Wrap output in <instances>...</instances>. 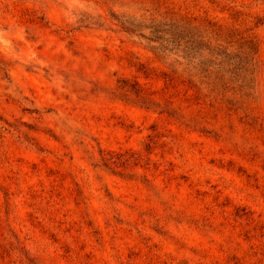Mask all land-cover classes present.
I'll list each match as a JSON object with an SVG mask.
<instances>
[{
	"label": "rangeland",
	"instance_id": "374dc122",
	"mask_svg": "<svg viewBox=\"0 0 264 264\" xmlns=\"http://www.w3.org/2000/svg\"><path fill=\"white\" fill-rule=\"evenodd\" d=\"M0 264H264V0H0Z\"/></svg>",
	"mask_w": 264,
	"mask_h": 264
},
{
	"label": "trees",
	"instance_id": "16d2710c",
	"mask_svg": "<svg viewBox=\"0 0 264 264\" xmlns=\"http://www.w3.org/2000/svg\"><path fill=\"white\" fill-rule=\"evenodd\" d=\"M121 27L124 31H126L129 34H139V36H144L143 31H149L155 38L156 41H163L167 44H172L175 46V48H182L183 59L186 62V68H194L195 60L197 59L196 56H194V48L191 47L192 44H196V46H199L200 44V38L201 35H198L199 32H197V29L195 26L192 25L189 21H174L170 23H155L151 24L150 26L142 25L140 22H138L136 19H126L120 22ZM192 34L196 35L198 37L197 40H194L192 42ZM167 37V38H166ZM153 41V40H152ZM203 51H206L203 50ZM207 54H202L201 57H206L207 55L214 57V55H220L219 53L215 52V50L207 49ZM205 60H208L205 58ZM199 64H204L205 61H200ZM224 61L216 64L218 70L217 74L220 72L219 69L222 67V63ZM181 64V63H180ZM207 72V70L201 69V73Z\"/></svg>",
	"mask_w": 264,
	"mask_h": 264
},
{
	"label": "clouds",
	"instance_id": "9594fccd",
	"mask_svg": "<svg viewBox=\"0 0 264 264\" xmlns=\"http://www.w3.org/2000/svg\"><path fill=\"white\" fill-rule=\"evenodd\" d=\"M22 39V38H21Z\"/></svg>",
	"mask_w": 264,
	"mask_h": 264
}]
</instances>
